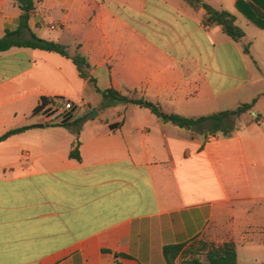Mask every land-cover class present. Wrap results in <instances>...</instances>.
<instances>
[{"label":"crops","instance_id":"1","mask_svg":"<svg viewBox=\"0 0 264 264\" xmlns=\"http://www.w3.org/2000/svg\"><path fill=\"white\" fill-rule=\"evenodd\" d=\"M203 1L238 12L237 0ZM34 2L32 32L86 56L101 90L185 117L264 94V36L234 41L206 29L205 9L187 0ZM21 14L0 0V38ZM43 97L71 101L72 120L81 114L80 161L70 157L72 129L33 115ZM262 99L257 120L206 138L140 106L103 109L60 54L0 52V137L31 126L0 141V264H166V246L197 240L233 242L238 264H264Z\"/></svg>","mask_w":264,"mask_h":264},{"label":"trees","instance_id":"2","mask_svg":"<svg viewBox=\"0 0 264 264\" xmlns=\"http://www.w3.org/2000/svg\"><path fill=\"white\" fill-rule=\"evenodd\" d=\"M17 6L21 9V23L17 30H7L5 35L0 38V52L8 51L12 48H25L33 50H42L60 54L63 57L71 59L75 64L82 79L88 81L95 91L99 93L102 100V108H110L120 104L136 105L149 109L161 121L174 124L180 128L204 133L206 138L209 135L217 137L231 136L236 130L235 120L246 115L252 114L258 101L264 94L255 97L251 102L243 103L235 109L225 110L200 117H185L175 113L166 112L159 104L150 102L144 98H138L135 94L125 95L115 89L101 90L97 85V80L91 74V65L88 58L79 52L70 54L68 48L56 41H51L38 37L32 32L29 21L35 10L34 0H15ZM187 3L195 9H205L207 19L206 24L221 27L224 34L234 41H240L245 36V31L237 24V18L234 14L226 10H216L203 0H187ZM236 7L247 20L255 26L264 29V0H237ZM26 33L29 35L26 37ZM245 52L249 54V47H245ZM57 100L64 98L43 97L41 103L33 111V115H50L48 106L56 103ZM259 115H256V120ZM46 126H63L70 128L76 134L77 139L70 152V157L81 160L80 156V130L82 126V117L77 116L74 120L64 122L60 119H52ZM31 126L12 129L0 137L3 141L10 136L22 133ZM194 243V242H193ZM176 244L168 245L164 248V257L166 264H238L237 249L233 242H227L221 245L210 244L200 241L197 244Z\"/></svg>","mask_w":264,"mask_h":264},{"label":"rangeland","instance_id":"3","mask_svg":"<svg viewBox=\"0 0 264 264\" xmlns=\"http://www.w3.org/2000/svg\"><path fill=\"white\" fill-rule=\"evenodd\" d=\"M235 16L237 17V24H238L242 29H244V31H245L246 34H247V37H246V39H245L246 41L250 42L253 38L259 37L258 34H261L260 36H264V30L259 29V28H256V27L250 25V24L247 22L245 16L242 15L239 11H238V12L236 11ZM245 47H246V46H245ZM70 51H71L72 53L75 54V52H74V48H71ZM61 101H66V100H65V99H64V100H59V102H61ZM258 108L264 111V99H262V100L260 101V103H259V105H258ZM80 116H81V114H80ZM250 118L253 119V118H255V116H252V115L249 114V115H246V116H244V117H242V118H240V119H237V120H235V126H236V127H239V126L243 125V124L246 123L248 120H250ZM200 241H204V240H197V241H195L194 243L197 244V243L200 242ZM194 243H193V244H194Z\"/></svg>","mask_w":264,"mask_h":264},{"label":"built area","instance_id":"4","mask_svg":"<svg viewBox=\"0 0 264 264\" xmlns=\"http://www.w3.org/2000/svg\"><path fill=\"white\" fill-rule=\"evenodd\" d=\"M211 25L206 24L205 28L209 29ZM50 111V118L51 119H60L64 120L65 116L70 113V110L74 108V104L71 101H63V105L59 106V104H51L48 107Z\"/></svg>","mask_w":264,"mask_h":264},{"label":"water","instance_id":"5","mask_svg":"<svg viewBox=\"0 0 264 264\" xmlns=\"http://www.w3.org/2000/svg\"><path fill=\"white\" fill-rule=\"evenodd\" d=\"M86 116H96L98 115V112H96L95 110H93L91 113L89 114H85ZM74 117V113L70 112L68 113L65 118H64V122H68V121H71Z\"/></svg>","mask_w":264,"mask_h":264}]
</instances>
